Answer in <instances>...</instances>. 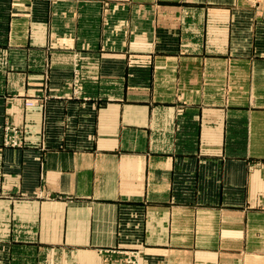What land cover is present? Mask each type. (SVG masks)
Instances as JSON below:
<instances>
[{
    "label": "crops",
    "instance_id": "crops-1",
    "mask_svg": "<svg viewBox=\"0 0 264 264\" xmlns=\"http://www.w3.org/2000/svg\"><path fill=\"white\" fill-rule=\"evenodd\" d=\"M245 4L0 0V264H264V51Z\"/></svg>",
    "mask_w": 264,
    "mask_h": 264
},
{
    "label": "rangeland",
    "instance_id": "rangeland-1",
    "mask_svg": "<svg viewBox=\"0 0 264 264\" xmlns=\"http://www.w3.org/2000/svg\"><path fill=\"white\" fill-rule=\"evenodd\" d=\"M238 2H245L246 6V11H248L250 14L249 18L251 20L252 25H245L246 29H250L252 32V37H253V43H252V48H258L257 50L262 49L264 51V0H237ZM162 25L156 26L157 28L161 27ZM238 29H236V32H243L244 25H238ZM163 28L166 30L167 27L163 25ZM178 28V27H175ZM174 28H172L173 31ZM237 33V34H238ZM262 34V36H261ZM257 35V37H256ZM259 53V51H258ZM79 60H73L72 62V74L69 80H67L68 84L66 85L68 87V94L71 97H80L84 96V90H85V84L87 83L86 80L88 79L85 75L82 73V69L79 66ZM48 76L45 75L44 81L48 82L47 79ZM91 82H94L93 80ZM90 84V83H89ZM47 84H45L44 87H46ZM91 92L93 91L91 88L88 89ZM48 92V90H46ZM47 92L43 97H48ZM42 97V99H43ZM34 98V97H33ZM38 101L33 100L32 97H30L27 101H25V106L26 107H31L34 108L37 104ZM39 106V103L38 105ZM11 124H5L3 128H5V134L3 135V144L5 142V139L9 141L10 138L6 136V134H11L10 137L16 136L17 141L21 139L19 137L20 130L17 126H9ZM9 128V129H7ZM12 130V131H11ZM21 142V141H20ZM122 251H134V255L136 258L134 259V264H140V258L139 253H137V250H127V249H114L112 250V254L115 255L114 258H111L110 260H113L114 263H111L110 260L107 261V264H119L120 263V257H116L117 255L121 254L123 255ZM3 252L4 250H0V258L3 257ZM15 252V251H14ZM19 253V252H18ZM138 255V256H137ZM15 257L16 254H14ZM124 256V255H123ZM124 264V260H123Z\"/></svg>",
    "mask_w": 264,
    "mask_h": 264
},
{
    "label": "built area",
    "instance_id": "built-area-1",
    "mask_svg": "<svg viewBox=\"0 0 264 264\" xmlns=\"http://www.w3.org/2000/svg\"><path fill=\"white\" fill-rule=\"evenodd\" d=\"M7 129H9V128H7ZM10 135L11 134H6V136H8L10 138V140L8 141L6 138L4 145L17 146V145L21 144L20 140H19V142L17 141L16 136L10 137ZM122 253L124 255V264H134V259L136 258V256L134 255V251H122Z\"/></svg>",
    "mask_w": 264,
    "mask_h": 264
}]
</instances>
